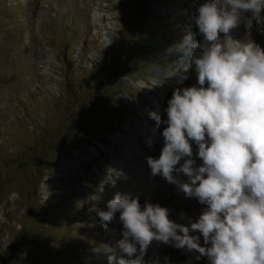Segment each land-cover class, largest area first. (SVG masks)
Masks as SVG:
<instances>
[{
    "label": "rangeland",
    "instance_id": "rangeland-1",
    "mask_svg": "<svg viewBox=\"0 0 264 264\" xmlns=\"http://www.w3.org/2000/svg\"><path fill=\"white\" fill-rule=\"evenodd\" d=\"M200 3L0 0V264H108L98 249L122 238L119 213L105 229L90 209L106 210L117 191L167 207L177 223H187L181 212L199 216L205 206L163 177L164 185L153 180L156 196L143 198L148 183L132 167L147 169L163 146L150 131L160 135L165 125L156 128L149 112L166 119L173 89L196 83L191 69L176 70L174 46L189 32L200 40L193 20ZM232 35L245 39L244 25ZM251 39L264 48L255 21ZM154 79L164 80L151 88ZM129 139L140 153L122 158L133 191L106 185L89 201ZM155 242L161 264L164 256L185 264L198 255Z\"/></svg>",
    "mask_w": 264,
    "mask_h": 264
},
{
    "label": "clouds",
    "instance_id": "clouds-1",
    "mask_svg": "<svg viewBox=\"0 0 264 264\" xmlns=\"http://www.w3.org/2000/svg\"><path fill=\"white\" fill-rule=\"evenodd\" d=\"M193 20L202 39L189 32L174 47L181 53L176 70L191 69L196 83L173 89L166 119L149 112L156 128L165 126L159 157H147V165L205 207L195 220L181 212L187 223H177L167 207L115 192L106 210L90 209L105 229L119 213L122 238L98 249L108 264H161L158 252L143 259L153 241L198 253L185 264L202 257L208 264H264V48L251 39L254 21L264 33V0H203ZM241 24L246 38L236 39L232 30ZM121 178L123 171L109 167L89 201ZM163 264H172L168 256Z\"/></svg>",
    "mask_w": 264,
    "mask_h": 264
},
{
    "label": "bare ground",
    "instance_id": "bare-ground-1",
    "mask_svg": "<svg viewBox=\"0 0 264 264\" xmlns=\"http://www.w3.org/2000/svg\"><path fill=\"white\" fill-rule=\"evenodd\" d=\"M200 39H202V36H200ZM154 107H155L154 103H151L150 102V104L147 106V109H149V110H152L153 109L154 110ZM144 112H145V110H143V113ZM136 127L138 128L137 131L138 132H141L142 128L139 125H137ZM131 130L134 131L132 128H131ZM150 132L154 136L155 139H157V140L158 139L159 140L162 139V137L159 135L158 132H154V131H150ZM159 137H161V138H159ZM152 144L156 147V149H159V147H161V145H159L160 143H158L156 141H152ZM139 154L140 153H139L138 149L136 148L135 142L132 141L131 139H129L128 140V143H126V149H125V151L120 152L117 155L116 160L114 161V164H115V167L117 168V170L123 171L125 173V176L127 177L126 179L121 178L120 180H118L117 181V184H116V187L117 188H122V189H125V190H129V191H133V186L132 185L135 183V178L134 177L137 176L136 174H138L139 176H143L144 177L143 180L147 181V183H148V185L146 187H144V189H143L144 190L143 191V198H146L148 195H152V193H153V197H155L156 194L153 192V190H154V188L157 185L155 183H153V180L155 181L156 179H158L159 182H160L158 184V186H160L161 184L164 185L163 178L161 176H159V175L153 177L151 175V173H150V168L148 166L147 169H140V168L136 169L135 167H132V173L134 174L133 175L134 177L130 180V175H129L130 168L122 160V158L129 160L133 156H139ZM100 178L102 180L104 177H100ZM161 179L163 181H161ZM157 196H158V194H157ZM119 224L121 225V222ZM152 244H155V246L154 245L152 246ZM152 244H150V246L148 248L149 251L147 250L148 252L146 253V255L143 258L145 261H147L149 259V257H151L152 254L156 251L155 248H154V247H156V242L155 243H152ZM151 247H153V248H151Z\"/></svg>",
    "mask_w": 264,
    "mask_h": 264
}]
</instances>
